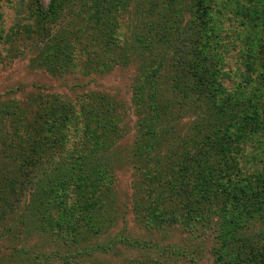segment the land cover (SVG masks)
<instances>
[{
	"label": "rangeland",
	"instance_id": "374dc122",
	"mask_svg": "<svg viewBox=\"0 0 264 264\" xmlns=\"http://www.w3.org/2000/svg\"><path fill=\"white\" fill-rule=\"evenodd\" d=\"M39 1L46 11L52 0ZM60 1L59 19L44 17L40 22L52 28L54 33L58 28L64 34L75 32L73 38L78 41L74 50L80 54L68 69L51 73L35 62L38 47L46 39L38 36L42 24L39 26V20L36 21L34 9L37 1L0 0V110L7 103H18L27 108L25 112L31 118L44 108L43 98L59 94V101L68 103L69 107L72 105L78 116L69 125L64 149L56 156L63 162L60 181L64 184L51 195L46 207L35 208L33 221L27 217L33 186L29 183L30 191H21L14 212L0 223L1 233L6 230L11 233L0 237V263L219 264L222 257L227 260L230 255L225 256L229 252L228 245L220 242L218 233H212L213 229L223 226V216L212 215L211 219L195 225L179 208L176 211L180 216L175 223L153 227L139 218L134 210L135 199L138 197L139 200L143 188L148 185L143 183L147 177L141 174L146 171L144 165L149 162L153 167L159 161L156 150H147L141 157L137 153L140 150L138 123L145 111L154 110L151 107L158 102H138L134 98L137 95L135 88L163 57L170 60V55L166 54L170 48L166 38L165 42L151 41L150 37L139 41L136 34L146 35L150 21L158 28L160 21L169 14L166 8L184 0H120L116 11L111 13L114 21L107 36L108 44L114 43V46L105 58L113 65L105 70L101 65H83L87 58L85 47L89 51L92 46L94 49L101 46L85 44L93 42V36L98 37L101 33L99 30L93 32L90 20L77 19L80 8L91 6L93 1ZM211 2L212 16L219 32V42L215 45L221 56V83L227 93L252 91L257 87L245 83L244 65L250 52L249 38L254 35L251 26L257 0ZM187 14L186 18L190 16L189 12ZM170 34L168 32L166 37ZM172 37L171 34L170 41ZM160 72L162 77L158 78L157 97L159 105H163L161 103L171 98L173 74L166 66ZM149 86L145 93L154 92ZM33 98L39 99L30 103ZM97 106L104 110H97ZM90 107L96 110L88 113L100 115L97 111H104L116 118L120 136L110 137L108 132L83 135L84 126L79 113ZM191 118L189 116V120ZM0 128L8 129V125L0 123ZM178 131L181 136L186 134L184 130ZM105 144L107 149L104 152L85 157L92 145ZM160 155H169L167 147L160 149ZM230 155L236 159L242 177L264 171V130L230 150ZM153 171L156 172L154 168ZM139 180L143 181L137 184V190L136 181ZM222 198L226 204V197ZM175 205L179 206V203L176 201ZM107 207H113L115 211L110 222L103 219L101 226L105 225L106 229L98 230V225L88 223L92 221V212H97V208L105 211ZM227 211L232 216L239 213Z\"/></svg>",
	"mask_w": 264,
	"mask_h": 264
},
{
	"label": "trees",
	"instance_id": "16d2710c",
	"mask_svg": "<svg viewBox=\"0 0 264 264\" xmlns=\"http://www.w3.org/2000/svg\"><path fill=\"white\" fill-rule=\"evenodd\" d=\"M36 1L34 10L38 24L44 17L59 19L60 0H52L46 11L40 1ZM92 1L91 6L80 8L77 19L90 20L93 32L99 30L101 33L98 37L93 36V42L85 44L101 46L97 49L92 46L90 52L85 47L87 58L83 65H101L105 70L113 65L105 58L114 46V43L108 44L107 36L114 21L111 13L116 11L120 0ZM211 5V0H184L166 8L169 14L160 21L158 28L150 21L146 35L136 34L139 41L147 37L158 42L167 39L170 48L166 54L170 55V60L163 57L135 88L137 95L134 98L138 102H158L152 105L154 110L145 111L138 123L140 150L137 153L140 156L156 150L159 161L153 167L147 162L144 165L146 171L139 172L147 177L143 183L148 185L143 188L139 200L138 197L135 199L134 210L139 218L153 227L175 223L180 216L176 211L179 208L195 225L211 219L212 215L223 216V226L212 231L218 233L220 242L229 247L225 254L226 257L230 254L227 260L220 255L222 262L264 264V171L242 177L236 159L230 155V150L264 130V0H257L255 5L251 26L254 35L249 38L250 52L244 65L245 83H253L257 88L235 94L227 93L220 80L219 32ZM188 12L190 16L186 18ZM41 24L38 36L46 39L38 47L35 62L51 73L68 69L80 54L74 50L78 41L73 38L75 32L64 34L58 28L54 33L52 28ZM85 31L88 32L86 28ZM168 32L173 35L171 41V34L166 37ZM164 66L173 74L171 98L159 105L158 78L162 77L160 70ZM148 84L154 92L145 93ZM38 99L33 98L30 103ZM43 100L44 108L31 118L25 112L27 108L18 103H7L0 110V123L8 125V129L0 128V223L14 212L21 191H30L29 183L33 186L27 216L31 221L35 208L46 207L51 195L64 184L60 181L63 162L56 156L64 149L69 125L78 116L72 105L71 108L68 103L59 101V94L48 95ZM97 107V110H104ZM90 108L79 113L84 126L83 135L108 132L110 137L120 136L116 118L104 111H97L100 115L88 113L96 110ZM189 116L192 117L190 120ZM178 129L186 134L181 136ZM106 146L92 145L85 157L91 158V155L106 150ZM164 146L168 149V156L160 155ZM160 166L165 169L157 170ZM142 181H136L137 190V184ZM222 196L226 197L228 206ZM176 201L179 206L175 205ZM105 209L100 211L97 208V212L91 214L92 221L88 222L98 225V230L106 229L105 225L101 226L102 222L111 219L115 211L113 207ZM227 210L239 213L232 216ZM8 234L11 233L6 230L0 237Z\"/></svg>",
	"mask_w": 264,
	"mask_h": 264
}]
</instances>
